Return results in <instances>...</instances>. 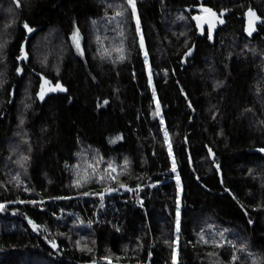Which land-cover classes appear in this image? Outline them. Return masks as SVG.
Segmentation results:
<instances>
[{"label": "trees", "instance_id": "trees-1", "mask_svg": "<svg viewBox=\"0 0 264 264\" xmlns=\"http://www.w3.org/2000/svg\"><path fill=\"white\" fill-rule=\"evenodd\" d=\"M134 3L0 0V264H264V0Z\"/></svg>", "mask_w": 264, "mask_h": 264}, {"label": "water", "instance_id": "water-1", "mask_svg": "<svg viewBox=\"0 0 264 264\" xmlns=\"http://www.w3.org/2000/svg\"><path fill=\"white\" fill-rule=\"evenodd\" d=\"M246 18H247L246 30L250 33L253 32L256 26L260 25L262 22V18L252 13L250 10L246 12ZM200 35H203L202 30H199V32L197 33V37ZM193 50H194V44L183 56V59H182L183 63L185 62L187 58L191 57ZM34 75L39 79L37 93H36V98L39 101L45 100L50 95L66 92V88L61 84L60 81L52 83L49 79H47L40 73H34ZM57 85H59L60 87L58 88ZM41 95H43L42 99H41ZM208 155L210 159H212V153L209 150H208Z\"/></svg>", "mask_w": 264, "mask_h": 264}, {"label": "rangeland", "instance_id": "rangeland-1", "mask_svg": "<svg viewBox=\"0 0 264 264\" xmlns=\"http://www.w3.org/2000/svg\"><path fill=\"white\" fill-rule=\"evenodd\" d=\"M193 18L200 30H204V28H215L221 22L220 18L216 14L211 13L207 10L201 11ZM175 181H177V178H175Z\"/></svg>", "mask_w": 264, "mask_h": 264}, {"label": "snow or ice", "instance_id": "snow-or-ice-1", "mask_svg": "<svg viewBox=\"0 0 264 264\" xmlns=\"http://www.w3.org/2000/svg\"><path fill=\"white\" fill-rule=\"evenodd\" d=\"M128 3L132 6L133 11H135V3H134V0H128ZM117 14L119 15V13H117ZM250 14H251V13H250ZM137 25H138V27H139V21H138V20H137ZM25 27L27 28L28 26L25 25ZM28 30L31 31L30 28H29ZM73 39L75 40L76 37L74 36ZM141 43H142V42H141ZM77 47L79 48V44H78V43H77ZM57 87L59 88L60 86L57 85ZM61 90H63V89H61ZM42 98H43V95H41V99H42ZM2 207H3V205H0V208H2ZM30 223H31V221H30ZM177 224H179V221H177ZM34 227H36V226L34 225ZM202 239H203V237H202ZM53 247H56V245L53 244Z\"/></svg>", "mask_w": 264, "mask_h": 264}, {"label": "built area", "instance_id": "built-area-1", "mask_svg": "<svg viewBox=\"0 0 264 264\" xmlns=\"http://www.w3.org/2000/svg\"><path fill=\"white\" fill-rule=\"evenodd\" d=\"M151 186H153V185H151Z\"/></svg>", "mask_w": 264, "mask_h": 264}]
</instances>
